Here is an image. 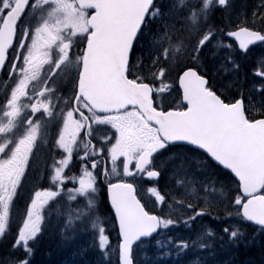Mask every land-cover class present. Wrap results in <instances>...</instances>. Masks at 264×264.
<instances>
[{
  "label": "snow or ice",
  "instance_id": "obj_1",
  "mask_svg": "<svg viewBox=\"0 0 264 264\" xmlns=\"http://www.w3.org/2000/svg\"><path fill=\"white\" fill-rule=\"evenodd\" d=\"M53 2L56 11L65 13L64 24L52 25L44 20L33 25L26 20V15L36 7V3L26 0L23 11L12 25L10 39L0 47V73L9 75V81L13 83L8 95L0 102L3 120L7 119L6 124H0V134L12 130L23 119V131L14 140L0 143V242H4L11 233L7 242L8 252H22L21 256L14 257V264H32L33 245L45 230V208L65 196L70 201L84 198L91 209L84 216L83 223L91 222L95 230L90 247L100 257L98 264H113L112 254L116 256L115 264H138L135 247L145 246L149 241H155L162 256L168 257L171 253L164 251L156 237L179 226L191 230L205 217L221 225L219 233L201 223L203 231L197 234L196 239L169 237L168 246L171 245L175 251L177 264L179 257L198 243L201 249L209 247L200 241L214 240L218 236L221 241L227 238L229 243L235 244L244 236L239 224H252L264 233V146L257 145L253 165L243 145L228 141L222 133L189 126L190 122L200 118L202 103H207L210 112L221 122L239 127L248 121L246 101L251 100V96L246 97L241 92L231 102L223 98L224 93L220 91L218 94L213 85L208 63L219 59L221 64H231L234 70L239 71L242 63L235 57L248 58L254 46H264V31L248 27L247 23L224 31L216 24L208 23L206 14V27L182 29L181 42L170 47L168 29L175 25L168 19L169 12L158 4V0H137L136 16L129 30L118 37L119 61L112 79L114 86L129 96H138L140 88L147 89L151 110L138 124L134 123L142 132L138 144L130 145L123 139L126 124L121 121L110 125L112 134L99 141L100 145H107L104 147L97 145L86 127H91L98 113L107 114L114 109L104 107V98L98 93L93 46L88 40L77 50L71 88L67 94L60 91L53 103L52 93L59 87L54 78L64 74L62 69L74 55L72 43H65L60 31L72 27L75 29L73 37L87 35L90 31L85 27L83 12L77 15L67 0ZM228 4L229 0H216L219 8H226ZM256 7L264 8V0H260ZM8 8L9 0H0V27L5 25ZM253 17L252 23L255 24L256 11ZM259 18L264 19V13ZM146 21L155 23L162 30L156 37L157 45L169 40V45L152 55L148 65L152 72L148 77L140 73L143 61L135 55L136 43ZM56 41L60 44L57 45ZM53 45L58 49L57 59L51 55ZM181 45L187 49L186 54L181 52ZM161 62L163 65L157 67ZM254 64L252 76L264 81V53L256 57ZM170 73L175 74L174 81L166 80ZM253 90L264 94V83L254 84ZM172 91L180 96L178 106L166 108L164 94ZM120 99L121 106L127 107L123 101L128 97ZM260 119L264 120V115H260ZM49 123H53L50 149L47 156H42L38 150V135L41 128ZM245 128L247 134L259 135L258 129L247 128V125ZM117 136L122 137L118 143ZM182 142L203 152L219 170L210 183H204L203 192L209 193L208 186L216 184L221 190L219 193L211 192L220 197L218 200L203 195L195 202L185 203V211L175 219L170 211L174 200L170 190L167 187H149L147 191L154 197L152 206H149L139 195L141 184L137 181L145 177L158 181L163 166L156 167L155 157ZM138 150L141 151L139 156L136 155ZM121 157H125L127 163L121 159L122 168L118 170L116 161ZM74 160L81 165L80 175H67ZM69 183L73 185L70 188ZM101 186L106 193L103 202L97 199ZM26 187L28 195L13 230L10 214L20 192ZM191 193L195 195V187ZM165 206L169 208L167 213ZM64 227L72 228L71 221ZM62 236L71 241L76 232L73 229L72 235L65 236L62 231ZM88 254L89 247H82L77 252L83 264H88ZM156 264H160L159 260ZM190 264L201 262L191 261Z\"/></svg>",
  "mask_w": 264,
  "mask_h": 264
},
{
  "label": "trees",
  "instance_id": "obj_2",
  "mask_svg": "<svg viewBox=\"0 0 264 264\" xmlns=\"http://www.w3.org/2000/svg\"><path fill=\"white\" fill-rule=\"evenodd\" d=\"M246 1V4L250 6V3L248 0H241ZM179 1L175 0H158V4L166 11L169 12V18H177L178 24L181 25L180 30L177 31H168V35L171 37V46H174L181 42V38L184 35V32L182 29L186 28H203L206 27L207 24H205L204 17L207 14L209 16L208 23H211L212 21H217V16H220L222 23L218 24L220 28L224 29V31H228V27H231V25L228 23V18L236 12L240 5L245 2H241V4L237 5L235 3V0H230L228 7L226 8H219L214 6L215 8L210 10V13H206L204 15L199 16L198 18H195L193 16L194 10L189 9V12L187 10L184 11L182 17H177L179 15V12H182L181 9H184V6H181ZM243 5V4H242ZM246 7L248 14H253L254 11L257 13L256 17V23L253 24L255 28H259L260 30L264 31V19L259 18L261 13H264V8L257 9L256 5L254 9L252 7ZM187 9V8H186ZM243 9V8H242ZM241 10V9H239ZM174 11V14L172 13ZM252 18H250L251 20ZM220 20V19H219ZM162 32L161 29H158L155 23H152L150 21H147L145 24V27L140 35V37L137 40V45L135 48V51L137 52V57L139 53H141V57L143 59L147 60V63L143 66H148L151 62L152 55L155 52H158L160 48L164 47L165 45H169V40L165 39L162 44L157 45V39L156 37L160 35ZM181 52L187 53V49L181 45ZM142 60V59H141ZM238 61V60H237ZM163 65V62H161L160 66ZM226 67L229 69H233L231 64H226ZM244 67V66H243ZM150 69V67H148ZM233 71V72H232ZM230 71L231 73H235L236 70ZM238 81L239 77L236 76ZM243 87L240 89V93L243 92V94L247 97L250 96L251 92H254L253 85L258 83H264V81L259 82L258 78H255L254 76L244 77ZM240 83V82H239ZM264 96L261 97L262 100ZM253 96H251L252 101ZM255 106L258 107L257 111L255 113L256 115H264V107L261 104H255ZM186 167H183L182 165L177 168V165H171V170L175 175H180L183 170H185ZM219 171V170H218ZM176 186L170 187V192H173L174 189H176ZM220 191V190H219ZM219 193V192H218ZM220 230V226L218 229V233ZM240 230L244 233V236L242 238H238V241L235 244H231L228 242L227 238H225L224 241L217 239L218 244L214 248V250L217 253H221L220 250H231L234 252L235 256V262L234 264H264V233H261L258 230V227L251 225L249 223H245L241 225ZM164 236L161 237L160 243L164 246L165 252H170L171 255L168 257L162 256L161 252L159 251V247L156 245L155 241H149L147 242V245L140 246L141 249H144V255L145 256H139L137 261L138 264H156V262L159 260L160 264H177V257L176 253L173 249H171V245L168 246V240L169 237H178L176 233L170 234V233H162ZM113 239L115 238V232L112 233ZM11 239V234H8L5 237V241L1 243L0 245V264H14V257L15 256H21V251H15V252H8V244L7 242ZM158 240V238H156ZM115 241V240H114ZM35 252L34 257L32 259L36 261L37 264H73V259L70 254L69 246H65L64 248L58 249L57 251L54 249H50L48 246L43 248L44 245L40 243L38 240L33 245ZM223 247V248H222ZM50 254L52 253V257H47L44 254ZM200 253L198 250V246L195 248H192L187 251L186 254L179 257L178 264H190L191 261H201L200 259H197V254ZM5 257H8L5 259ZM109 257H106L105 259H108ZM87 261L91 259L94 261L93 263L97 262L98 264L100 257L97 254V252L89 253L86 257ZM110 259L113 261V264H115L116 256L111 255ZM52 261V263L50 262ZM78 264H83L81 259L78 261Z\"/></svg>",
  "mask_w": 264,
  "mask_h": 264
},
{
  "label": "water",
  "instance_id": "obj_3",
  "mask_svg": "<svg viewBox=\"0 0 264 264\" xmlns=\"http://www.w3.org/2000/svg\"><path fill=\"white\" fill-rule=\"evenodd\" d=\"M82 8L93 11L89 25L92 29L90 40L93 46L95 59V82L98 93L104 98V107L119 109L121 106L120 97L127 96V107L138 106L146 115L150 110L151 100L148 99V90L140 88L138 96L129 94L117 89L113 83V70L116 67L118 58V37L129 30L132 21L136 16L137 0H77ZM26 0H18L15 9L6 17L5 25L0 31V47L6 39L12 35V25L16 18L23 11ZM200 118L190 122L189 126L201 130H211L222 133L228 141L243 145L249 159L255 165L257 145L264 146V120L259 119L254 123L245 122L239 127L217 120L210 112L207 103H202L199 108ZM247 128L258 129L259 135L247 134ZM241 129H245L244 132ZM182 144L189 143L182 142ZM193 147V146H192ZM195 148V147H194Z\"/></svg>",
  "mask_w": 264,
  "mask_h": 264
},
{
  "label": "flooded vegetation",
  "instance_id": "obj_4",
  "mask_svg": "<svg viewBox=\"0 0 264 264\" xmlns=\"http://www.w3.org/2000/svg\"><path fill=\"white\" fill-rule=\"evenodd\" d=\"M15 2V1H14ZM34 3H36V7L31 9L29 13H27L26 15V20H28L29 22H31L33 25L37 24L38 22H36V20L38 19V17L42 14V11L44 9H46V12L49 10L55 11L57 13V15L54 17V19L52 21H49L50 24L52 25H57V24H64L65 23V13L63 11H56V5L53 2V0L51 1H46L44 2L43 0H33ZM68 3H70L72 5L73 10L76 11L77 15H80L81 12H83V16H84V24L86 28H89L88 26V18H89V11L86 10H80L78 9L79 7H77L75 0H67ZM10 9L8 8L6 13L9 11ZM5 13V15H6ZM90 29V28H89ZM73 31H75L74 28L69 27L67 30L62 29L60 31V36L63 38L64 42H71L72 43V50H73V57L72 59L69 61V64L65 66V69H62V72L64 73L63 75H59L57 77L54 78V82H56L59 87H58V91L52 93V98H53V103H55L57 101V97L59 95L60 91H63L65 94H67L68 89L71 88L72 86V79L75 76V68H74V64H75V59H76V54H78V49H80L83 46V42L85 40H88L90 31L87 33V35H76L75 37H73L72 33ZM56 44L59 45L60 41H56ZM51 51V55L53 59H57V52L58 49L55 45L52 46V48L50 49ZM68 69H71V71H68ZM47 71H45V75L47 74ZM10 80V76L5 74V73H1L0 75V102H2L4 100V98L8 95L9 91L11 90L13 83ZM39 85H37L38 87ZM159 100V97H157ZM180 100V96L176 91H172L169 93L164 94V103H165V107H177L178 104H176L175 102H179ZM232 101V100H231ZM229 101V102H231ZM166 102H168V104H166ZM25 103H27V101H25ZM60 104H62V97H60ZM173 104V105H171ZM60 105H58L59 107ZM26 111H30V110H26ZM127 114V115H123V114ZM27 114V113H26ZM37 118H39V114H37ZM45 120H47L48 118L45 117ZM144 119V115L137 109V108H128V109H124L121 110L120 112L117 113H98L92 120L91 123V127L87 128L86 127V131L91 133L92 139L97 141V145L98 146H104L107 147V145H100L99 141L101 139H106L108 136H110L112 134V128L110 127V125L113 124H119L121 121H124L126 124V127L124 128V137L123 139H125V141L130 144V145H134V144H138L139 138L142 136V132L141 130L134 126L135 124H138L141 120ZM7 123V119L5 118L3 120V113L2 111H0V124H6ZM150 123V122H149ZM23 131V119H21L20 121L17 122V125L15 128H13L12 130L6 132L4 135L0 134V143L6 142L8 139H15L16 135L21 133ZM53 131V123H49L46 127H42L40 130V133L38 135V150L41 153L42 156H47L49 149H50V140H51V133ZM122 139V137L117 136L116 137V141L117 143ZM116 145L113 144V148H115ZM183 148L180 145L177 146H171L168 151L174 154L175 151L177 149ZM167 153L166 152H162L159 155H157L155 157V164L156 167H161L162 165V160L161 157L163 156V154ZM141 151L138 150L136 155H140ZM201 156V155H199ZM199 160V164H202L203 162V157H197ZM122 159L124 160L125 163H127V159L125 157H122ZM80 168L81 165L79 164L78 161H73L72 166L68 169L67 171V175L70 176H78L80 175ZM163 168V167H162ZM166 171H164L165 174ZM103 179V178H101ZM145 183L148 184L151 187H156V183H158V181H148L146 179V177L144 178ZM137 183H140V181ZM141 184V183H140ZM159 184V183H158ZM72 183L68 184V187H72ZM106 195L105 191L103 190V187H100V191L98 192V195L100 196V198H104V195ZM28 195V191H27V187L22 190L16 200V203L13 207L12 213L10 214V219L12 221V219L16 220L18 219V214H19V210H21L24 206L26 197ZM64 201H65V197L58 201L55 204H52L51 206H46L45 208V216L46 218H48L50 215H59L62 214L64 212H66L65 210V205H64ZM71 202V201H70ZM15 228V225L13 227V229Z\"/></svg>",
  "mask_w": 264,
  "mask_h": 264
},
{
  "label": "rangeland",
  "instance_id": "obj_5",
  "mask_svg": "<svg viewBox=\"0 0 264 264\" xmlns=\"http://www.w3.org/2000/svg\"><path fill=\"white\" fill-rule=\"evenodd\" d=\"M45 1H51V0H45ZM183 1L185 2L186 0H183ZM248 1L251 2L250 6L248 4H246V1L235 0V3L237 5L241 4V2H245V3H242L243 5L242 4L240 5L239 9H241V10L238 9L236 12H234L228 18V20H229L228 23L231 25V27H228L229 30L234 25H237V24H243V23H247V25H251L252 24V20L254 19L253 14H248L246 7L249 6V7H252L254 9L255 5L257 6L259 4L260 0H248ZM196 2L200 4L202 9H206L208 13L210 12L209 8L216 4L215 3L216 0H197ZM189 3H190V1H188V4ZM206 4H207V7L205 6ZM172 13L174 14V11H172ZM183 13L184 12H182L178 17L181 18ZM42 14H44V15H42V16L40 15L38 17V19L36 20V22L39 23V22H43L44 20L52 21L54 19V17L57 15V13L55 11H52V10H49V11L46 12V9H44L42 11ZM199 15H200V13H198V12H194L193 13V16L195 18H198ZM250 18H252V19L250 20ZM219 19H220V21H219ZM169 20H170L171 23H173L175 25V27H170L168 29V31L169 30H172V31L180 30L177 18H169ZM217 21L218 22L212 21L211 23L212 24H217L219 22L222 23V20H221L220 16H217ZM229 42L230 41H225V43H229ZM262 53H264V46H263V48L254 49L251 52V55L248 58H243L242 59L239 56L235 57V59L236 60L239 59L238 61H240V62L247 61L248 62V68H250V69H246L245 68L246 64L242 63V67L240 68V70L238 72L230 74V71H232L233 69L227 68L225 64H221V61L219 59H217V60H214V61H210L208 63V71L211 72V74L214 76L215 81H216V83L218 85H222V87L225 90H228L231 95H235V93L238 92L241 89V87H243L242 83L245 81L244 77L245 76L252 77V68L255 67L254 60L256 59V57L258 55H260ZM224 54L225 53H220V55H224ZM225 68L228 69L227 72L225 71ZM236 76L240 77L239 81H238ZM174 78H175V74L171 73L169 75V77H168V80L174 81ZM261 95L264 96V94H261ZM263 99H264V97H263ZM261 101L264 103V100H261ZM120 160L121 159L118 158L117 161H116L117 168H119V167L122 168V164H121ZM168 177H169V175H166V178H168ZM141 182H142V179L140 180V183ZM149 187H151V186H149L148 184H144L142 182L141 189H140L141 190L140 196H141L143 201H146L149 204V206H152V204L154 202V198L151 195V193H149L147 191V189ZM156 187H158V185ZM193 187L196 188L195 195H193L191 193ZM159 189H161V188H159ZM209 191H210L209 193L211 194V197H214L215 200L220 199L219 196L215 195L214 193H211L212 192L211 188H209ZM181 192H183L182 196H180ZM197 193H198V189H197V187L194 184H188V185H185V186L183 185V187L179 190V192L177 194L173 195L174 199H177V200H173L172 208H175L174 209L175 211L184 212L185 211V209H184V204L185 203L194 202L197 197H201ZM207 195H209V194L207 193ZM79 198L80 197H78L77 199H79ZM82 200H84V199L81 198V201ZM81 201H79V202H77V201H71L70 202L69 201V203L70 204H75L76 206L79 205V207H80L82 205ZM175 201H183V203H176ZM84 202L86 203V200H84ZM170 204H171V201H170ZM85 205H87V204H85ZM165 209H166V206H165ZM166 210H167V212H169V209H166ZM90 211H91V209H89L88 207L83 209V212L81 213V215L78 216V218H75V222L74 223H71L72 226H73L71 228V230H73V229L75 230L76 226H78V231H77L76 236H75V240H76V243L78 244V246H77V249L75 250V252H73V264H77L78 261L81 259L77 255V252H78V250L80 248L89 247V253L95 252V249L90 247L92 245V241H93V238H94L93 237V233L95 232V230L92 228L91 222H88L87 225H85L83 223L84 216L88 215V212H90ZM220 211H221V214L223 215L224 213H223L222 209ZM207 220L208 219H205V221H207ZM101 221H103V220H101ZM205 221L203 220L202 222H198V224L195 225V228L203 231V227H204L203 224H205V225H208L211 228L215 229L216 232L218 233L219 225H217L215 227L214 226V225H216L215 221L209 220L208 223L205 222ZM75 223L77 224L76 226H74ZM201 223H203V224H201ZM241 225L242 224H239L240 228H241ZM189 231L190 230L185 229L182 226L179 228V233L184 239L188 238ZM165 232L166 233H173V228L169 229V230H165ZM193 232H195V229H194ZM215 239L217 240L218 236ZM113 243H115L114 239H113ZM200 243H203V241H200ZM197 246H198V250L199 249L203 250V249H201L199 247V243L197 244ZM142 251H143L142 249L140 250V248H138V247L136 248V251H135L136 258H138L139 256H141V257L145 256ZM220 252L221 253H217L213 249L212 255L211 254L210 255H205V257L203 258L201 264H234L235 256H234V252L233 251L225 250L223 248V250H220ZM44 255H46L47 257H51L52 253L44 254ZM113 255H115V254H112V256ZM50 262L52 263L51 260H50ZM93 262L94 261L89 259L88 264H96L97 263V262H95V263H93ZM33 264H37L35 260H33Z\"/></svg>",
  "mask_w": 264,
  "mask_h": 264
},
{
  "label": "bare ground",
  "instance_id": "obj_6",
  "mask_svg": "<svg viewBox=\"0 0 264 264\" xmlns=\"http://www.w3.org/2000/svg\"><path fill=\"white\" fill-rule=\"evenodd\" d=\"M166 173V172H165Z\"/></svg>",
  "mask_w": 264,
  "mask_h": 264
}]
</instances>
